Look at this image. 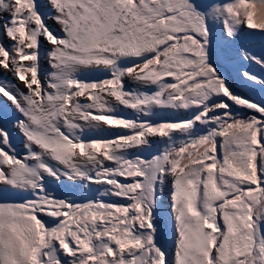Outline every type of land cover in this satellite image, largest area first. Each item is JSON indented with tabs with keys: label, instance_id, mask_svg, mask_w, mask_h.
Listing matches in <instances>:
<instances>
[{
	"label": "snow or ice",
	"instance_id": "snow-or-ice-1",
	"mask_svg": "<svg viewBox=\"0 0 264 264\" xmlns=\"http://www.w3.org/2000/svg\"><path fill=\"white\" fill-rule=\"evenodd\" d=\"M0 73V264H264V0H0Z\"/></svg>",
	"mask_w": 264,
	"mask_h": 264
},
{
	"label": "rangeland",
	"instance_id": "rangeland-1",
	"mask_svg": "<svg viewBox=\"0 0 264 264\" xmlns=\"http://www.w3.org/2000/svg\"><path fill=\"white\" fill-rule=\"evenodd\" d=\"M49 23H51V22H49ZM0 76H7V74L6 73H0ZM8 79H11V77H8ZM239 90L242 92H245L246 94L252 95L257 100H259L261 98V93H259L258 91L257 92H249V90H247V89H239ZM128 115H130V113ZM17 147H18V149H20L21 146L19 144H17ZM52 187L56 188V185L53 184ZM58 191H59V189H58ZM160 203H161V208L166 213L169 210V206H170V201L168 199V190L167 189H166L165 195L161 199ZM160 225H161L162 230H164L165 232L170 231V224L168 221V217L166 215L161 217Z\"/></svg>",
	"mask_w": 264,
	"mask_h": 264
}]
</instances>
